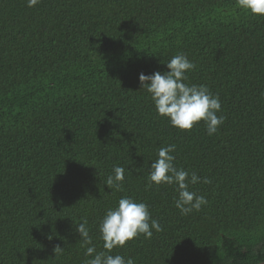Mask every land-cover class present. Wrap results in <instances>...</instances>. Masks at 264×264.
<instances>
[{
	"label": "trees",
	"instance_id": "1",
	"mask_svg": "<svg viewBox=\"0 0 264 264\" xmlns=\"http://www.w3.org/2000/svg\"><path fill=\"white\" fill-rule=\"evenodd\" d=\"M186 54V83L219 95L214 135L160 116L139 74ZM211 183L182 215L174 186L149 187L160 147ZM125 168L123 191L105 183ZM149 206L162 231L112 255L135 264L264 262V16L237 0H0V264H85L84 219L122 197ZM59 246L63 250L55 254Z\"/></svg>",
	"mask_w": 264,
	"mask_h": 264
},
{
	"label": "clouds",
	"instance_id": "2",
	"mask_svg": "<svg viewBox=\"0 0 264 264\" xmlns=\"http://www.w3.org/2000/svg\"><path fill=\"white\" fill-rule=\"evenodd\" d=\"M40 0H27L28 7H35ZM239 8L250 12L252 15L264 16V0H237ZM195 64L188 59L186 54H177L167 63L168 71H155L152 74H139L140 89H145L151 94L157 113L167 117L173 127L190 131L195 124L203 121L207 134L214 135L226 117L217 115L221 111L219 95H213L206 85L186 83L187 72L195 69ZM176 150L174 144L160 147L157 159L152 161L149 167V187L152 184L160 186L166 184L174 186L177 192L175 206L182 215H189L200 211L202 206L208 203L207 198L190 190V185L199 182L211 183L208 177L201 178L196 172L177 168ZM125 168L114 166L113 174L106 179L105 185L109 189L123 191ZM88 221L84 219L77 225L76 231L86 247L85 256L91 257L85 260V264H135L131 257L125 259L122 255H112L114 248L123 247L128 241L143 234L145 239H150L153 230L162 231L161 224L151 216L149 206L144 202H138L132 197H122L118 206L106 211L99 224L103 251H97L93 244V238L89 234ZM63 249L57 246L55 254Z\"/></svg>",
	"mask_w": 264,
	"mask_h": 264
},
{
	"label": "water",
	"instance_id": "3",
	"mask_svg": "<svg viewBox=\"0 0 264 264\" xmlns=\"http://www.w3.org/2000/svg\"><path fill=\"white\" fill-rule=\"evenodd\" d=\"M259 264H264V262H261V263H259Z\"/></svg>",
	"mask_w": 264,
	"mask_h": 264
}]
</instances>
